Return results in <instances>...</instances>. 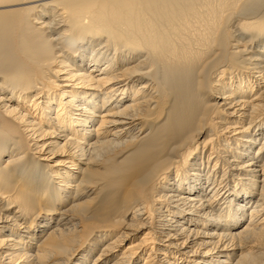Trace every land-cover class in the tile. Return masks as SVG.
<instances>
[{
    "label": "bare ground",
    "instance_id": "obj_1",
    "mask_svg": "<svg viewBox=\"0 0 264 264\" xmlns=\"http://www.w3.org/2000/svg\"><path fill=\"white\" fill-rule=\"evenodd\" d=\"M0 264H264V0H0Z\"/></svg>",
    "mask_w": 264,
    "mask_h": 264
}]
</instances>
